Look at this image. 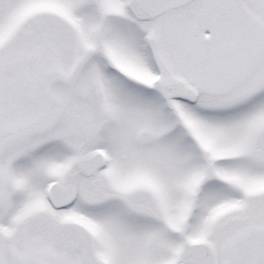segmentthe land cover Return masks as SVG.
<instances>
[{"label":"snow or ice","instance_id":"snow-or-ice-1","mask_svg":"<svg viewBox=\"0 0 264 264\" xmlns=\"http://www.w3.org/2000/svg\"><path fill=\"white\" fill-rule=\"evenodd\" d=\"M0 264H264V0H0Z\"/></svg>","mask_w":264,"mask_h":264}]
</instances>
